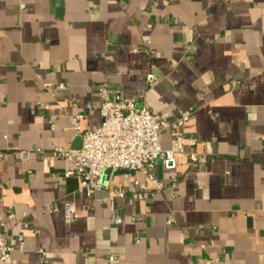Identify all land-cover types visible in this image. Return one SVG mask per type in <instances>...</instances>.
<instances>
[{"label":"crops","instance_id":"crops-1","mask_svg":"<svg viewBox=\"0 0 264 264\" xmlns=\"http://www.w3.org/2000/svg\"><path fill=\"white\" fill-rule=\"evenodd\" d=\"M104 84L167 123L163 148L184 137L148 199L142 172L81 190L52 151L81 147L77 115L101 125ZM1 223L13 264H264V0H0Z\"/></svg>","mask_w":264,"mask_h":264},{"label":"built area","instance_id":"built-area-1","mask_svg":"<svg viewBox=\"0 0 264 264\" xmlns=\"http://www.w3.org/2000/svg\"><path fill=\"white\" fill-rule=\"evenodd\" d=\"M158 82L156 75L150 71L146 75V83L149 87ZM55 89L65 90L64 83L58 84ZM102 99L100 114L101 125L98 128H83L81 126L82 115H77L73 120V128L81 136L82 145L78 149H66L56 146L52 151L69 160L74 165V170L68 175H77L81 179V190L89 193L108 189L111 197L122 198L129 191L124 187L105 185L103 175L106 170L119 169L142 172L145 180L139 184L137 191H132L135 199H148L154 192L164 188L165 184L156 176V165L161 161L167 169L176 166V154L184 152V137L176 132L171 141L170 148H163L161 133L167 127V123L148 107H138L136 102L129 99L122 91L115 92L104 84L100 88ZM189 119L182 116L174 123L179 128ZM44 150L22 151L19 158L29 161L34 153H42ZM205 154L191 153L188 166L198 167L207 163ZM76 213V206L71 201L64 203V219L70 223ZM14 214L9 218L13 219ZM122 219H117L121 223ZM27 227V225H26ZM7 229L0 224V264H13L12 252L14 248L9 244ZM24 232L19 235V241H23ZM22 248V247H21ZM115 257L109 258V264H113Z\"/></svg>","mask_w":264,"mask_h":264},{"label":"water","instance_id":"water-1","mask_svg":"<svg viewBox=\"0 0 264 264\" xmlns=\"http://www.w3.org/2000/svg\"><path fill=\"white\" fill-rule=\"evenodd\" d=\"M130 173H134V171L124 170V169H119V170H116V171L106 170L104 175H103V178H106L109 174L117 176V175L130 174Z\"/></svg>","mask_w":264,"mask_h":264}]
</instances>
